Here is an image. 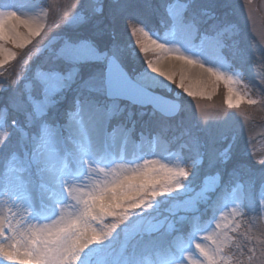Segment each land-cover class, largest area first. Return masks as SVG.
<instances>
[{"label": "snow or ice", "instance_id": "1", "mask_svg": "<svg viewBox=\"0 0 264 264\" xmlns=\"http://www.w3.org/2000/svg\"><path fill=\"white\" fill-rule=\"evenodd\" d=\"M230 9L0 0V264H264V155L229 126L264 113V54ZM221 84L214 120L175 91Z\"/></svg>", "mask_w": 264, "mask_h": 264}, {"label": "rangeland", "instance_id": "2", "mask_svg": "<svg viewBox=\"0 0 264 264\" xmlns=\"http://www.w3.org/2000/svg\"><path fill=\"white\" fill-rule=\"evenodd\" d=\"M13 2H18V0H13ZM52 2L54 4L67 5L69 3H73L74 0H52ZM228 3L231 5L229 14L235 19V21L239 24L240 28L242 29L245 46L248 47L249 54L251 57L249 63H251L252 59H256L261 54H264V0H251V4L247 5V17L250 19L246 18L245 13L241 9L240 0H228ZM43 43L44 39L36 38L34 40V51L35 49L41 47ZM133 46H135V38H133ZM7 47L9 49H12L13 51H19L13 49L11 44H8ZM136 51L137 53H139L138 48L136 49ZM139 59H142V62L144 60V55L140 54ZM141 62L139 63L137 59H132L130 57L127 63V70L131 71L133 68L139 69L141 67ZM176 70H179V65H176ZM257 71H260L259 67H257ZM247 79L252 84L257 85L256 91L258 94V89L261 87V85L258 84L257 79H254L251 73L247 75ZM165 83L168 82L165 81ZM171 87L175 89L174 85H172ZM241 90L244 91L246 89ZM175 91L179 92L181 96H183L185 112L189 114L192 113L193 110H196L197 113L203 111L207 113L208 118L210 120H214L224 115V89L222 84L219 86L217 94H215L211 100L202 99L200 97H188L182 92L181 89H175ZM164 94L168 95L169 93L165 92ZM229 111L235 114L237 117V119L229 121V126L233 128H236L238 126L239 121L244 120V115L248 116V119L245 122L249 125L252 139V150L257 156L264 155V113H261L256 108H249L248 106L243 105L239 110L233 109ZM215 127V125H210V130H214ZM248 138L249 134L246 133L243 137V140L246 141ZM161 151H163L162 148ZM257 228H264V221H261L259 224H257ZM5 264H7V262H5Z\"/></svg>", "mask_w": 264, "mask_h": 264}, {"label": "trees", "instance_id": "3", "mask_svg": "<svg viewBox=\"0 0 264 264\" xmlns=\"http://www.w3.org/2000/svg\"><path fill=\"white\" fill-rule=\"evenodd\" d=\"M137 60H138V61H139V63H140L142 59H141V60H140V59H137Z\"/></svg>", "mask_w": 264, "mask_h": 264}, {"label": "bare ground", "instance_id": "4", "mask_svg": "<svg viewBox=\"0 0 264 264\" xmlns=\"http://www.w3.org/2000/svg\"><path fill=\"white\" fill-rule=\"evenodd\" d=\"M15 1V0H14ZM162 79V78H161Z\"/></svg>", "mask_w": 264, "mask_h": 264}]
</instances>
